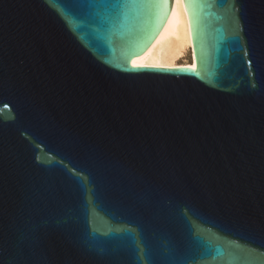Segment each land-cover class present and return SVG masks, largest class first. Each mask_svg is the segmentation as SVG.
Wrapping results in <instances>:
<instances>
[{
	"label": "water",
	"instance_id": "1",
	"mask_svg": "<svg viewBox=\"0 0 264 264\" xmlns=\"http://www.w3.org/2000/svg\"><path fill=\"white\" fill-rule=\"evenodd\" d=\"M196 68L134 66L172 3L0 0V264H264V0H183Z\"/></svg>",
	"mask_w": 264,
	"mask_h": 264
},
{
	"label": "bare ground",
	"instance_id": "2",
	"mask_svg": "<svg viewBox=\"0 0 264 264\" xmlns=\"http://www.w3.org/2000/svg\"><path fill=\"white\" fill-rule=\"evenodd\" d=\"M188 14L184 1L172 3L170 14L153 43L136 59L134 66L196 68ZM188 56L190 62L187 61Z\"/></svg>",
	"mask_w": 264,
	"mask_h": 264
},
{
	"label": "snow or ice",
	"instance_id": "3",
	"mask_svg": "<svg viewBox=\"0 0 264 264\" xmlns=\"http://www.w3.org/2000/svg\"><path fill=\"white\" fill-rule=\"evenodd\" d=\"M133 6L136 4H142L147 7H157L159 5L178 3L181 0H132ZM193 2V0H189ZM92 7L102 8V12H97L96 15L100 18V22H112L121 15H123V10L129 7L126 2H121V0H114V2H104L102 4H94Z\"/></svg>",
	"mask_w": 264,
	"mask_h": 264
},
{
	"label": "rangeland",
	"instance_id": "4",
	"mask_svg": "<svg viewBox=\"0 0 264 264\" xmlns=\"http://www.w3.org/2000/svg\"><path fill=\"white\" fill-rule=\"evenodd\" d=\"M187 61L190 62V57L188 56Z\"/></svg>",
	"mask_w": 264,
	"mask_h": 264
}]
</instances>
